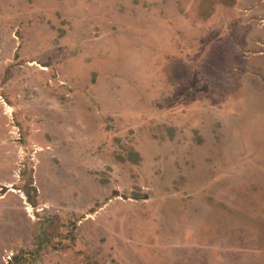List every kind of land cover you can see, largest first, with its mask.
<instances>
[{"label": "rangeland", "instance_id": "1", "mask_svg": "<svg viewBox=\"0 0 264 264\" xmlns=\"http://www.w3.org/2000/svg\"><path fill=\"white\" fill-rule=\"evenodd\" d=\"M0 264H264V0H0Z\"/></svg>", "mask_w": 264, "mask_h": 264}, {"label": "trees", "instance_id": "2", "mask_svg": "<svg viewBox=\"0 0 264 264\" xmlns=\"http://www.w3.org/2000/svg\"><path fill=\"white\" fill-rule=\"evenodd\" d=\"M31 189H33V188H31L30 184L27 183L25 185V192H26L28 201L32 204L33 203V200H31V194H30Z\"/></svg>", "mask_w": 264, "mask_h": 264}, {"label": "crops", "instance_id": "3", "mask_svg": "<svg viewBox=\"0 0 264 264\" xmlns=\"http://www.w3.org/2000/svg\"><path fill=\"white\" fill-rule=\"evenodd\" d=\"M13 188V187H12Z\"/></svg>", "mask_w": 264, "mask_h": 264}]
</instances>
